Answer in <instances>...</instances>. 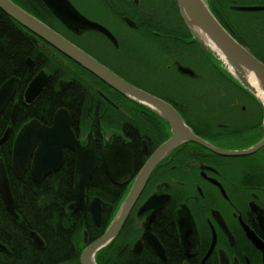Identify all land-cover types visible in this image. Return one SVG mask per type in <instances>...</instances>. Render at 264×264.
<instances>
[{
	"label": "flooded vegetation",
	"instance_id": "obj_1",
	"mask_svg": "<svg viewBox=\"0 0 264 264\" xmlns=\"http://www.w3.org/2000/svg\"><path fill=\"white\" fill-rule=\"evenodd\" d=\"M11 1L129 84L171 105L198 138L219 150L185 141L168 153L152 172L118 236L94 254L96 264H102L101 259L105 264H223L224 258L229 264H264V250L250 237L254 234L264 244V105L224 69L211 63L210 56L185 25L177 0H69L82 15L106 28L113 37L93 30L72 32L42 0ZM205 1L220 24L263 60L264 0ZM0 12L4 13L1 9ZM8 17L22 29L34 54L27 59L20 76H12L0 86L12 78L20 81L0 114L1 118L5 111L11 112V126L6 127L0 139L8 131L9 136L0 147L11 142L13 157L15 140L26 124L36 120L51 128L61 110L68 113L82 146L90 140L95 144V172L99 173L95 180L94 172L86 190V208L81 212L69 207L70 216H76L81 225L85 222L80 217L88 215L92 228H82L73 240L79 251L78 261L59 263L82 264L84 252L104 236L144 167L172 137L173 129L165 118L113 89ZM42 72L49 81L29 103L26 91ZM18 115L30 118L15 131ZM114 138L131 144L134 162L133 176L118 184L109 179L103 164V150ZM39 147L34 149L21 176L14 172L11 159L13 179H21L26 173L31 176V163ZM255 148L249 154L220 153ZM68 161L75 174L76 155L68 148L64 149L63 165L54 173L62 171ZM91 183L94 187L110 184L118 189L119 203L107 224L101 198H88ZM95 198L100 199L102 206L100 226L90 210ZM16 213L18 218L8 208L0 213V259L5 261L18 256L7 246L11 238L7 219L10 216L13 224L19 222L21 216ZM31 234L33 246L42 249L34 245ZM154 237L164 248L167 261L151 244ZM126 258L128 261L124 262Z\"/></svg>",
	"mask_w": 264,
	"mask_h": 264
},
{
	"label": "water",
	"instance_id": "obj_2",
	"mask_svg": "<svg viewBox=\"0 0 264 264\" xmlns=\"http://www.w3.org/2000/svg\"><path fill=\"white\" fill-rule=\"evenodd\" d=\"M42 1L53 16L72 32L80 33L93 30L113 37L106 28L82 15L69 0ZM177 2L184 23L201 49L211 59L215 60L219 67L222 66L220 62L224 63V61L215 53L212 47L207 45L205 42V37H207L226 58L227 63L224 64L227 73L261 101L257 95L256 88L250 82L249 74L256 76L260 82L259 86L264 92V62L256 57L245 45L236 40L220 24L210 11L205 0H177ZM0 9L26 27L31 33L44 39L54 49L94 74L113 89L165 118L173 129L172 137L158 149L153 158L144 167L136 185L132 188L104 236L92 243L84 252L82 264H96L93 259L94 254L118 236L152 172L168 153L185 141L197 142L218 152L219 150L198 138L186 126L179 113L171 105L129 84L11 0H0ZM259 9L247 8L246 10ZM30 37L34 38L31 34ZM28 62H31V60H28ZM186 72L190 71L186 70ZM44 75L42 72L28 87L25 94L27 102L30 103L35 100L49 81ZM42 78L45 80L42 81ZM19 84L20 81L18 79L12 78L0 88V114L10 102ZM13 116H15V113ZM8 136L9 131L0 139V145L7 140ZM37 145L40 146V149L34 154L30 168L32 179L36 183H40L48 175L60 170L64 162L65 148L75 153L74 202L70 208L73 211L83 212L86 208V190L95 172L96 150L93 140H90L86 146H82L72 130L70 117L65 110L57 113L54 126L51 128L42 125L36 120H32L21 129L15 140L12 167L18 176H21L27 170ZM256 149L241 153L221 151L220 153L235 156L249 154ZM103 164L107 176L113 183L118 184L131 178L134 169L131 144H125L120 138H114L110 146L103 150ZM0 192L9 212L18 218L10 181L2 159H0ZM90 210L95 223L100 226L102 222V206L99 198H95L92 201ZM31 237L36 247L43 248L45 246L44 241L36 232H32ZM250 237L259 248L264 250V244L254 234L250 235ZM150 242L158 255L167 261L165 250L158 239L154 237ZM223 264H229L227 258H224Z\"/></svg>",
	"mask_w": 264,
	"mask_h": 264
},
{
	"label": "trees",
	"instance_id": "obj_3",
	"mask_svg": "<svg viewBox=\"0 0 264 264\" xmlns=\"http://www.w3.org/2000/svg\"><path fill=\"white\" fill-rule=\"evenodd\" d=\"M51 23V21H48ZM53 26V22L51 23ZM34 54L32 45L27 41L23 31L11 19L0 12V86L12 76H18L26 69V61ZM264 62V59L262 60ZM20 76V75H19ZM9 111L0 118V137L7 126H11ZM7 117V119H6ZM30 117L22 119L18 115L16 130L24 125ZM12 143L0 147V159L6 165L8 178L16 203V211L20 214L19 222L13 224L10 216L7 219L10 240L7 246L13 255L8 260L0 259V264H59L65 261H78L79 251L74 245V238L82 228L91 229L92 222L87 216L80 217L84 225L77 223L76 216L70 214L73 202L74 174L67 162L65 168L49 175L41 183H35L30 174L26 173L21 179L10 176V161ZM98 170L95 172L98 175ZM95 182V181H94ZM90 184L88 198L100 197L103 202L104 220L107 224L112 220L118 205V189L108 184V187H97ZM7 212V207L0 192V213ZM69 213V214H66ZM3 218V217H2ZM9 220V221H8ZM1 221V217H0ZM105 227V226H104ZM104 227L100 235L104 232ZM36 232L45 242L42 249L33 246L30 234ZM19 237H16V236ZM1 258V257H0ZM102 264L105 260L101 259ZM124 262L128 259H123ZM111 262V261H110ZM107 264V263H106ZM137 264H143L141 263Z\"/></svg>",
	"mask_w": 264,
	"mask_h": 264
},
{
	"label": "bare ground",
	"instance_id": "obj_4",
	"mask_svg": "<svg viewBox=\"0 0 264 264\" xmlns=\"http://www.w3.org/2000/svg\"><path fill=\"white\" fill-rule=\"evenodd\" d=\"M205 38H206L205 42L207 43V45L212 47V49L215 51V53H217L220 56V58L224 61V63H227L226 58L221 54L220 50L217 47H215L207 37ZM230 69L232 70V68ZM249 79L252 85L256 88L257 95L259 96L262 103L264 104V92L261 90L259 86L260 84L259 80L256 78L254 74H249Z\"/></svg>",
	"mask_w": 264,
	"mask_h": 264
},
{
	"label": "rangeland",
	"instance_id": "obj_5",
	"mask_svg": "<svg viewBox=\"0 0 264 264\" xmlns=\"http://www.w3.org/2000/svg\"><path fill=\"white\" fill-rule=\"evenodd\" d=\"M264 55V54H263ZM264 59V58H263ZM219 62H220V60H219ZM211 63L215 66V67H217V68H220V67H222V69H224L226 72H227V70L225 69L226 68V66H225V64L221 61L220 63H221V65L222 66H218V63L215 61V60H213V59H211ZM212 66V65H211ZM213 67V66H212ZM227 76L229 77V75L227 74Z\"/></svg>",
	"mask_w": 264,
	"mask_h": 264
}]
</instances>
